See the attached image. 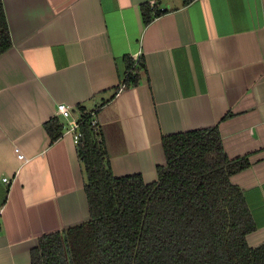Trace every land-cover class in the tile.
<instances>
[{
	"label": "crops",
	"instance_id": "1",
	"mask_svg": "<svg viewBox=\"0 0 264 264\" xmlns=\"http://www.w3.org/2000/svg\"><path fill=\"white\" fill-rule=\"evenodd\" d=\"M2 1L0 264H32L41 236L91 219L74 133L51 143L44 128L60 103L96 111L113 174L146 183L163 136L218 125L228 156L250 159L231 181L256 223L249 245L264 243V0H160L148 25L153 0ZM126 55L148 72L117 91Z\"/></svg>",
	"mask_w": 264,
	"mask_h": 264
},
{
	"label": "trees",
	"instance_id": "2",
	"mask_svg": "<svg viewBox=\"0 0 264 264\" xmlns=\"http://www.w3.org/2000/svg\"><path fill=\"white\" fill-rule=\"evenodd\" d=\"M159 1L141 6L145 25L163 12ZM11 46L0 0V55ZM124 64L117 91L138 86L148 72L143 56L126 55ZM80 110L76 151L91 219L41 236L32 264H264V243L247 241L256 223L244 192L231 181L250 159L228 156L218 125L163 136L166 164L146 183L141 174H113L96 111ZM44 128L51 143L65 130L57 116Z\"/></svg>",
	"mask_w": 264,
	"mask_h": 264
},
{
	"label": "built area",
	"instance_id": "3",
	"mask_svg": "<svg viewBox=\"0 0 264 264\" xmlns=\"http://www.w3.org/2000/svg\"><path fill=\"white\" fill-rule=\"evenodd\" d=\"M73 109L74 108H72L67 104L60 103L57 106L56 113H57V117L60 118V120L64 123L65 128H68L74 133L75 143H78L81 136L79 132L81 113L79 117H75ZM93 124L96 125L97 121L93 120ZM3 181L5 183L10 182L9 178L7 177L3 178Z\"/></svg>",
	"mask_w": 264,
	"mask_h": 264
}]
</instances>
